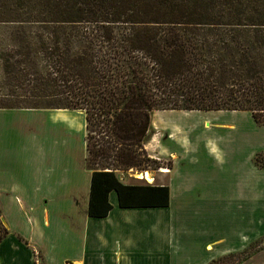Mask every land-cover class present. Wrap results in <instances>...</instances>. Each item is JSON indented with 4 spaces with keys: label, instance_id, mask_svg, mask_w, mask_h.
<instances>
[{
    "label": "trees",
    "instance_id": "1",
    "mask_svg": "<svg viewBox=\"0 0 264 264\" xmlns=\"http://www.w3.org/2000/svg\"><path fill=\"white\" fill-rule=\"evenodd\" d=\"M0 109L84 112L89 217L107 216L111 191L120 208L166 207L167 186L121 175L161 167L144 149L155 110L264 126V0H0Z\"/></svg>",
    "mask_w": 264,
    "mask_h": 264
},
{
    "label": "crops",
    "instance_id": "2",
    "mask_svg": "<svg viewBox=\"0 0 264 264\" xmlns=\"http://www.w3.org/2000/svg\"><path fill=\"white\" fill-rule=\"evenodd\" d=\"M163 112L150 131L167 143L145 148L172 167L123 182L167 186L168 205L120 208L111 191L107 216L92 218L84 112L0 109V264H208L264 241V126L248 111H199L231 115L215 128L170 125ZM238 264H264V248Z\"/></svg>",
    "mask_w": 264,
    "mask_h": 264
},
{
    "label": "rangeland",
    "instance_id": "3",
    "mask_svg": "<svg viewBox=\"0 0 264 264\" xmlns=\"http://www.w3.org/2000/svg\"><path fill=\"white\" fill-rule=\"evenodd\" d=\"M155 111H153L152 114L156 115V116L158 115L157 114L158 111H165V112H163V114H160V117H162L163 119L165 118L166 121L170 125H174V126H176V125L177 126L189 125V124H194L195 126H200L202 124L204 118H207L206 120L210 121L211 122L210 126L213 127L214 123H216V122L217 123L227 122L228 118L231 117V115L228 114V113H210V112L205 113V112H199V111H189V112L185 113V111H175V110H171L169 112H167L166 110H155ZM154 117L155 116H153V118ZM246 124L247 123L241 124V126L245 128ZM213 128H215V127H213ZM158 130H160V127L158 128ZM217 131H214L213 133H215ZM198 133L201 134L200 131ZM155 134H156V132H154V130L149 132L148 137L146 139V142L144 143L145 151H146L145 145H146V143L151 142V138L152 137H153L152 139L154 141H153V144H152V142H151V144L154 146V144L157 143V146L155 145L154 147L158 148L159 145L167 143V140H168L167 136L163 132L162 133H157V135H155ZM196 138L198 139V138H200V136H198ZM146 153L148 154L147 151H146ZM148 156H149V154H148ZM151 158H153V157H151ZM173 158L170 155H163V156L162 155H158L157 158H153V159H155L159 163V165L161 166L159 169H155L154 170V169L151 168L150 170H147V171H144V172H137V171L129 170L125 174H122L121 178H122V180L124 182L133 183L135 180L133 178H130L129 174L130 175H135V173H142L146 177L147 175H145V174H149V173L154 175V174L159 173V172H168L169 169L172 167ZM256 166H257V164H256ZM163 170H165V171H163ZM143 178H141V179H143ZM146 179H147V177H146ZM137 181L140 182V183H149L146 180H137ZM0 224H1L0 225V234H1V233H3V224L1 222V220H0ZM252 243L254 244V248L252 249V254L255 253V252H258V251H260V250H262L264 248V241L255 240ZM252 254H250V256ZM36 260H37L36 264H41V263H38L39 260H40L38 257L36 258Z\"/></svg>",
    "mask_w": 264,
    "mask_h": 264
},
{
    "label": "bare ground",
    "instance_id": "4",
    "mask_svg": "<svg viewBox=\"0 0 264 264\" xmlns=\"http://www.w3.org/2000/svg\"><path fill=\"white\" fill-rule=\"evenodd\" d=\"M147 179L150 180L151 179V176L149 174H147ZM135 177L138 178V179H141L144 177V174L142 173H135Z\"/></svg>",
    "mask_w": 264,
    "mask_h": 264
},
{
    "label": "built area",
    "instance_id": "5",
    "mask_svg": "<svg viewBox=\"0 0 264 264\" xmlns=\"http://www.w3.org/2000/svg\"><path fill=\"white\" fill-rule=\"evenodd\" d=\"M37 258V257H36ZM37 261V260H36Z\"/></svg>",
    "mask_w": 264,
    "mask_h": 264
},
{
    "label": "water",
    "instance_id": "6",
    "mask_svg": "<svg viewBox=\"0 0 264 264\" xmlns=\"http://www.w3.org/2000/svg\"><path fill=\"white\" fill-rule=\"evenodd\" d=\"M2 220V219H1Z\"/></svg>",
    "mask_w": 264,
    "mask_h": 264
}]
</instances>
